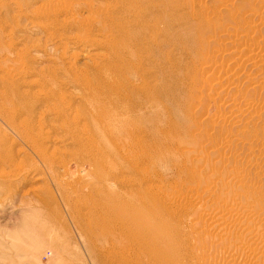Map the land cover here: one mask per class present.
<instances>
[{
    "label": "bare ground",
    "instance_id": "6f19581e",
    "mask_svg": "<svg viewBox=\"0 0 264 264\" xmlns=\"http://www.w3.org/2000/svg\"><path fill=\"white\" fill-rule=\"evenodd\" d=\"M40 1L16 0L21 14H31L34 25L58 46L65 49L71 45L83 52L72 53L74 60L62 56L67 60L65 70L74 82L83 85L81 88L91 89V98L105 121L114 130L117 128L132 147L139 143L138 137L144 142L149 133V115L140 111L154 104V96L172 90L164 81L172 76L174 66L193 65L185 73L192 84L181 103L184 112L167 133L185 146H180V155L189 166L180 164L182 170L189 167V173L206 179L208 184L186 182L169 190L160 184L152 191L146 184L152 181L150 173H144L139 183L132 184V191L138 200L143 194L149 199L146 203H156L165 217L172 216V228L177 229L180 241L189 244L192 263L264 264V139L252 142L246 135L254 120H264V0H214L216 12L226 11L225 22L230 20L236 26L229 32L231 26L224 25L225 18L221 35L203 31L207 12L200 0H188L187 4L183 0H44L37 5ZM174 52L178 57L173 56ZM78 57L83 60L81 66L75 64ZM3 75L7 81L3 80L2 94L10 101L7 115L11 121L19 115L31 118L36 104L26 106L29 97L25 89L19 91L20 77L10 69H5ZM156 79H161L160 85L153 84ZM49 93H55L50 99L57 94ZM46 97L49 100L48 93ZM14 98L25 101L23 106L14 104ZM23 135L47 161V148L42 143L50 137L45 136L39 143L28 126ZM251 144L259 151L246 156L245 146ZM118 149L116 159L115 154L112 157L116 166L124 173L136 172L137 156L126 152L122 144ZM16 154L12 146L0 144L3 164H13ZM199 163L203 165L200 168ZM207 200L215 201L217 209L207 208ZM250 203L260 219L257 214L254 218L245 212ZM135 217L131 242L134 257L170 264L171 245L178 251L181 243L171 241L153 213L147 218L141 214ZM202 217L210 220L205 222ZM172 261L178 264L175 257Z\"/></svg>",
    "mask_w": 264,
    "mask_h": 264
},
{
    "label": "rangeland",
    "instance_id": "374dc122",
    "mask_svg": "<svg viewBox=\"0 0 264 264\" xmlns=\"http://www.w3.org/2000/svg\"><path fill=\"white\" fill-rule=\"evenodd\" d=\"M183 1L187 4L188 0ZM200 1L204 12H207V23H203L205 34L213 32L221 35L222 26L226 24V27L231 26L229 32L236 28L230 20L225 22L226 11L222 9L216 12L214 0ZM40 2L37 5L46 1ZM31 20V14H21L16 0H0V144L12 146L18 154L13 164L0 162V264H159L156 258L151 263L142 256L135 258L131 246L135 215L141 214L147 218L150 213L168 232L171 241L175 240V245L181 243L178 251L171 245L170 264H173L174 257L178 264H194L190 261L189 244L185 240L180 241L177 229H173L172 216L165 217L158 211L156 203H146L149 199L143 194L138 200L131 187L142 180L144 173H150L148 175L152 181L146 183L150 190H155L154 185L159 187L160 184L166 185L164 187L168 190L172 186L182 187L186 182L190 185L194 182L208 184L206 179L203 181L189 173V167L187 171L182 170L180 164L189 166L180 155V148L185 146L179 145L167 133L184 112L181 106L184 93L192 84L185 73L193 65L174 66L172 76L164 81L172 90L167 89L163 94L154 96V104L140 111L149 115V133L144 142H140L141 137H138L139 143L132 147L117 128L114 130L115 127L105 121L101 109L91 98V89L81 88L83 85L74 82L65 70V59L70 57L69 60H74L73 54L79 48L69 45L63 49ZM6 37H10V40H5ZM62 56L65 59L62 60ZM173 56L178 57L177 52ZM80 58L75 61L77 66L83 64ZM4 68L20 77L19 91H25L29 97V102L24 101L26 106L31 102L36 104L31 118L19 115L11 121L7 115L10 101L2 94L7 81L3 75ZM153 84L160 85L161 79H156ZM49 91H56L57 94L50 99L55 93L50 94ZM12 102L19 106L24 104L17 98ZM112 124L117 126L115 122ZM27 126L30 135L39 143L45 136L50 137L42 143L47 144L44 145L47 148V161L39 154L38 148H33L27 142L23 135ZM246 135L252 142L264 139V120H254ZM120 144L126 152L138 158V168L132 174L124 173L122 167L113 162L112 157L115 154L116 159ZM258 151L256 145L245 146L246 156ZM214 159L215 156L211 160ZM200 166L203 165L199 163ZM205 202L207 208L217 207L215 201ZM250 204L246 208H251L250 211L245 212L255 218L257 213ZM218 213L222 214V210H218ZM202 218L205 222L210 220L208 217ZM174 250L179 252L178 255Z\"/></svg>",
    "mask_w": 264,
    "mask_h": 264
}]
</instances>
